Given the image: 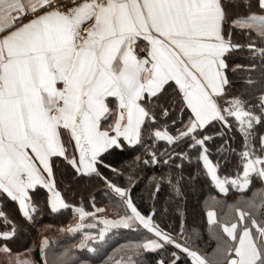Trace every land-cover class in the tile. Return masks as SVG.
I'll return each mask as SVG.
<instances>
[{"label":"snow or ice","instance_id":"1","mask_svg":"<svg viewBox=\"0 0 264 264\" xmlns=\"http://www.w3.org/2000/svg\"><path fill=\"white\" fill-rule=\"evenodd\" d=\"M93 181L122 212L69 202ZM68 209L79 242L13 247ZM119 229L105 264H264V0H0V264H89Z\"/></svg>","mask_w":264,"mask_h":264},{"label":"trees","instance_id":"2","mask_svg":"<svg viewBox=\"0 0 264 264\" xmlns=\"http://www.w3.org/2000/svg\"><path fill=\"white\" fill-rule=\"evenodd\" d=\"M140 151V149H137ZM135 153H133L134 155ZM122 155L121 160L126 159ZM118 160L117 163H120ZM123 179V178H122ZM143 184L139 187H133L132 195L134 198L138 197L141 192ZM214 194L208 188H204L202 191L198 192L196 195L191 196L185 205V221L186 228L189 235H193L194 232L198 231L201 235L199 240L200 246L206 250L211 251L215 246V242L209 239L208 234L204 231L203 227V217L202 211L206 204H212L211 200L206 199L209 195ZM68 200L70 203L76 206H83L86 211H92V199L95 200V207L104 208L105 212L100 215H108V217L115 216L117 212H122L123 209L119 207L116 198L109 199L108 196L104 195V189L95 181L90 185L75 186L69 189ZM228 201H232V197H228ZM104 215V216H105ZM73 219L71 209L62 210L60 213H51L50 211H45L37 216L36 223L27 230V234L15 242L13 247L17 250L23 251L24 247L31 245L33 238L38 239L41 232L47 234L50 239L56 241L58 250H63V248L71 247L72 244L79 242V233H62L58 228H66L69 226ZM160 217L157 216V220L160 221ZM178 219L174 217H169L167 220L161 221L162 226H168L172 224L178 227ZM114 235L111 239L103 246L99 253H88L87 256L91 259L89 264H105L109 261V258L113 260H118L120 258L118 249L121 245L127 243L130 239H135L137 237L136 233L130 230L119 229L113 230ZM78 255H83V250H77ZM147 264V262H146Z\"/></svg>","mask_w":264,"mask_h":264},{"label":"rangeland","instance_id":"3","mask_svg":"<svg viewBox=\"0 0 264 264\" xmlns=\"http://www.w3.org/2000/svg\"><path fill=\"white\" fill-rule=\"evenodd\" d=\"M93 211V210H92ZM103 215H105V214H103ZM105 216H108V215H105ZM73 220V219H72ZM72 222V221H71ZM68 227V226H67ZM58 229H61V228H58Z\"/></svg>","mask_w":264,"mask_h":264}]
</instances>
